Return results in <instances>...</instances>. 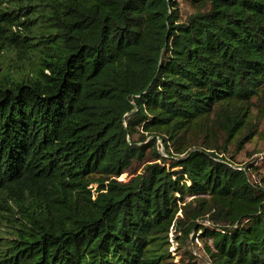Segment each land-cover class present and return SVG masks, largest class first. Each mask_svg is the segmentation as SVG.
Returning <instances> with one entry per match:
<instances>
[{"label":"trees","instance_id":"16d2710c","mask_svg":"<svg viewBox=\"0 0 264 264\" xmlns=\"http://www.w3.org/2000/svg\"><path fill=\"white\" fill-rule=\"evenodd\" d=\"M184 1L0 0V264H264V0Z\"/></svg>","mask_w":264,"mask_h":264},{"label":"rangeland","instance_id":"374dc122","mask_svg":"<svg viewBox=\"0 0 264 264\" xmlns=\"http://www.w3.org/2000/svg\"><path fill=\"white\" fill-rule=\"evenodd\" d=\"M176 2L179 5L180 17L182 19H184L189 14L193 13L194 11L193 8L184 0H176ZM254 114H256V112H254ZM255 119L259 123L258 135L254 139H252L251 142L245 145L244 150L242 152L236 153L235 157H236V162L239 163L241 167L247 164L252 166L247 170L250 176V180L253 184L260 185L261 184L260 177L264 175V119L261 118L258 119V117H256ZM152 138L153 137H149L146 143L150 142ZM157 143L162 150L161 140H158ZM143 167L144 165L133 163L132 167L128 169V171L125 172L123 175H121L119 179L122 181H127L130 178H132L135 175V173L137 174L141 172ZM86 185L88 188H92V190L96 188L95 187L96 185L91 182H87ZM181 214L182 213L180 212L179 215ZM194 245L195 246L192 247V250L198 256V264H210L209 260L202 251L203 242H201L200 240H195ZM170 251H172L175 261H178L179 257L176 256L175 253L173 252L174 246L171 247Z\"/></svg>","mask_w":264,"mask_h":264},{"label":"water","instance_id":"95a60500","mask_svg":"<svg viewBox=\"0 0 264 264\" xmlns=\"http://www.w3.org/2000/svg\"><path fill=\"white\" fill-rule=\"evenodd\" d=\"M162 152H163V154H164V150L162 149Z\"/></svg>","mask_w":264,"mask_h":264}]
</instances>
